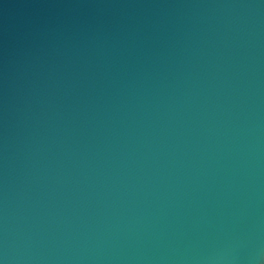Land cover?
<instances>
[{"label": "water", "instance_id": "1", "mask_svg": "<svg viewBox=\"0 0 264 264\" xmlns=\"http://www.w3.org/2000/svg\"><path fill=\"white\" fill-rule=\"evenodd\" d=\"M0 264H264V0H0Z\"/></svg>", "mask_w": 264, "mask_h": 264}]
</instances>
